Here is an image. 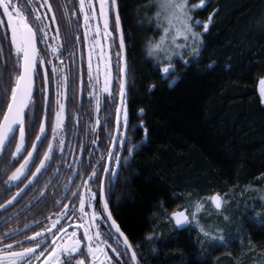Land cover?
Wrapping results in <instances>:
<instances>
[{
  "label": "trees",
  "instance_id": "obj_1",
  "mask_svg": "<svg viewBox=\"0 0 264 264\" xmlns=\"http://www.w3.org/2000/svg\"><path fill=\"white\" fill-rule=\"evenodd\" d=\"M116 1L128 44L129 129L112 191L120 226L143 264H264V202L257 197L264 176V0H205L193 12L201 24L213 17L200 55L184 54L187 65L173 60L167 78L166 63L158 71L146 56L151 36L139 25L152 0ZM2 46L0 73L12 64L8 42ZM16 167L6 148L0 192ZM216 193L225 197L222 209L208 202L201 223L226 240L240 239L210 250L211 239L197 243L194 227L178 229L168 216Z\"/></svg>",
  "mask_w": 264,
  "mask_h": 264
},
{
  "label": "snow or ice",
  "instance_id": "obj_2",
  "mask_svg": "<svg viewBox=\"0 0 264 264\" xmlns=\"http://www.w3.org/2000/svg\"><path fill=\"white\" fill-rule=\"evenodd\" d=\"M78 3V14L77 12H73L71 16H68L66 12L63 14L68 27L62 41L59 27H56L53 36H49L51 27L48 22V13L52 12L49 0H26L24 7L21 6L19 0H0V27L4 29L0 33V53L3 52V43L7 41L11 50L9 58L12 60L11 67L5 63L4 71L0 73V154L7 148L13 160L17 163L20 160L23 161L11 175L7 176L4 183L10 189L13 186L19 188V184L27 181L24 187L19 188V191L7 203L11 205L17 197L25 193V189L31 186L35 191L40 192L43 198V201L38 199L37 203L43 202L47 207L51 199L54 210H50V215L34 221L36 227L26 223L25 229H29L32 234L28 235L25 232L23 240L17 238L18 229H11L0 234V264H140L133 244L112 216L109 199L105 197L104 185L100 180L101 173L113 178L118 177V172L114 171L111 165L115 164L118 168L121 156L112 149L117 144L121 147L125 146V137L129 129L127 94L125 80L122 77L119 78L120 104L115 108V123L112 125L110 120H106L103 125L104 128L111 129L108 132L110 147L107 148L106 155L102 153L96 160L99 168L92 167L91 163L85 166L81 161L80 164L84 171L72 174L80 180V183L76 184L75 181H71L72 187L66 184L65 194L59 199L55 196L46 197L45 192L37 187L52 171L53 163L57 158L56 152L63 153L65 141L61 133L65 129L66 119H71L67 115L65 103L68 99L69 75L64 70L62 59L60 68L52 64V60H46L48 53L60 59L63 51H67V45L87 43V80L91 88L89 95L96 101L95 111L97 113L100 111V94L113 96L111 57L105 53L104 45L101 43L99 23L93 28L91 22L97 20L98 17L101 18L103 39H112V31H109V11L110 8L116 6V0H110V2L99 0L98 11L96 0H78ZM156 7L158 10L155 19L149 22L155 23L162 34L158 41L149 40L146 50L148 57L156 59L158 71L161 70V64L164 61L167 62L162 67L164 78H167L174 71L173 55L179 56L184 64L189 63L183 60L184 53H177L174 49H188L194 59L199 57L202 38L201 34L195 31V26H199L201 22L194 20L193 12L206 7V4L205 0H199L198 4L191 6L190 0H156ZM40 9H45V11L42 13ZM73 17L77 25L74 29L71 27ZM81 17L83 40L77 34ZM212 18L209 16L208 21L203 23L202 27L205 32L208 31ZM50 19L54 23L55 15H52ZM113 30L120 32L118 45L120 51L116 53L119 62L124 59L122 53L125 49V36L121 31L118 13L115 16ZM90 34L91 40L89 39ZM179 40L183 42L178 43ZM50 41H56L55 45ZM41 43L45 44L43 55L38 47ZM97 48H99V57L94 68L92 58ZM68 55L69 59H72L74 52L69 51ZM99 61L103 62L102 69ZM46 64H52L51 72L45 66ZM125 68L126 64L119 68V72L124 73ZM101 74H103L102 87L100 86ZM37 76H41L42 79L43 120H33L28 117V113L33 112L36 107L34 89ZM51 77L56 78L57 84L55 109L51 107L53 101L47 93ZM75 83L76 80L73 78V86ZM81 83H83L82 80ZM258 83L259 96L261 102L264 103V77H261ZM152 87L154 88L155 85ZM74 102L75 95L73 96ZM100 126L101 121L97 118L92 131L95 133L96 128ZM37 127L38 133L35 132ZM49 129L51 141L48 135ZM144 131L147 134L146 128ZM96 142V139L92 140L93 144ZM45 144L47 150L41 152ZM13 146L14 151H11ZM127 151L131 155L133 149L128 148ZM59 158L62 160L63 156ZM105 160L108 166L102 163ZM89 168L91 169L90 174ZM93 184L97 185L95 191ZM43 188L46 191L48 183H43ZM208 200L216 210H221L225 197L216 193L208 197ZM5 207L6 205L0 204V208ZM191 207L193 209L191 212L187 208L172 211L168 219L174 221L178 229L194 227L198 237L197 243L205 237H210L212 240L210 250H212L217 246L230 244L240 239V234L227 240L223 236L217 238L212 235L199 218L204 210V204L196 201ZM104 227L107 231H102ZM68 228L73 230L69 232ZM151 238V236L148 237V239ZM108 250L114 255H109ZM203 258L209 259L210 257L204 256ZM178 264H184L183 259H179Z\"/></svg>",
  "mask_w": 264,
  "mask_h": 264
},
{
  "label": "flooded vegetation",
  "instance_id": "obj_3",
  "mask_svg": "<svg viewBox=\"0 0 264 264\" xmlns=\"http://www.w3.org/2000/svg\"><path fill=\"white\" fill-rule=\"evenodd\" d=\"M110 2V0H109ZM19 3L22 7L25 6L26 0H19ZM49 3L52 5V12L48 13L49 16V24L51 30L49 32V36H53L55 34L56 27L60 28L61 40L63 41V37L66 33V28L68 27L66 23V19L64 17V13L66 12L68 16H71L73 12H77L79 3L78 0H49ZM75 5V7H72ZM67 6V7H65ZM97 11L99 9V0H96ZM117 7V1H116ZM43 13L45 9H40ZM118 12V8H117ZM55 15L56 21L53 23L51 21V16ZM92 27L95 28L96 24L99 23L101 28V43L104 45L105 53L111 57V71H112V93L113 96L109 97L107 94H100V111L97 113L95 111L96 101L95 99L89 95L91 88L88 85L87 80V58H88V44L87 43H75L73 45H67V51H63V55L60 59H56L49 52L45 57L46 60H52V64H55L58 68H60V60L64 61V70L69 75L68 88H67V97L68 99L65 101L67 108V115L71 117V119H66L65 129L61 133L64 137L65 147L63 153L59 151L56 152V159L52 166V171L48 173L46 177H44L43 183H48V188L45 191L43 188V183L37 187L40 188L41 191L45 192L46 197L55 196L57 199L61 198L65 194V185L68 187H72L71 181H75L76 184L80 183V180L73 176L72 174L77 171H84L81 167L80 162H83V165H89L91 163L92 167L99 166L96 164V160L99 159L100 155L104 153L106 155L107 148L110 147L108 141V132L111 130L110 128H104L103 125L106 120H110L112 125L115 123V108L119 105V78H121V73L119 72V68L121 67V61L118 62L116 53L118 51H114V46L118 44V36L117 31H114L115 19H114V11L113 8H110L109 11V31H112V39L105 40L103 39V20L101 18H97V20L92 21ZM121 23V22H120ZM75 17H73V24L71 27L76 28ZM122 28V24H121ZM123 31V29H122ZM81 36V40H83V21L82 17L79 21V32L77 33ZM124 34V32H123ZM74 38V37H73ZM89 39L91 40V34ZM53 45H55L56 41H50ZM38 47L41 49V54H44L45 44H38ZM69 51L74 52V56L72 59H69ZM125 52H126V71L128 67V44L125 40ZM99 57V48L96 49L93 54V67L95 68L98 63ZM101 63V69L103 68V62ZM119 63V66H118ZM52 64H46L45 66L48 68L49 72H51ZM73 78H75L76 83L73 86ZM126 79V77H125ZM81 80L83 83H81ZM41 84L42 79L41 76L36 77L35 81V89H34V97L36 101V107L33 112H30L31 119L33 120H43L44 111H43V100L41 93ZM103 85V74H101V87ZM117 85V87H116ZM126 90V87H125ZM56 91L57 84L56 78L51 77L50 83L48 85L47 93L49 98L53 101L51 107L55 109V99H56ZM127 93V90H126ZM75 95V102L73 103V96ZM114 97V98H113ZM39 113V114H38ZM38 114V117L36 118ZM99 118L101 121V126L96 128V132L92 131V128L95 127V121ZM30 131H32L30 129ZM38 127L35 132L38 133ZM49 140L51 141V132L48 130ZM114 135V132H113ZM96 139V143L93 144L92 140ZM34 140V136H33ZM126 141V138H125ZM126 146V145H125ZM124 146V147H125ZM124 147L116 145L113 151L120 152L124 149ZM30 150V149H29ZM47 150V145L45 144L44 148L41 149V152ZM91 154V155H89ZM63 156L61 160L59 157ZM23 161L20 160L17 163V167ZM107 166V161H103ZM71 166V167H69ZM111 167L114 171H117L119 174L120 166L117 168L115 164H112ZM15 168V169H16ZM59 169V171H57ZM15 171V170H14ZM13 171V172H14ZM34 171V169H33ZM91 169H88L90 174ZM86 178V177H85ZM23 179V178H22ZM117 177H109L103 173L100 174V180L102 181L105 189V197L109 199V208L112 213L113 218L119 224L117 218L114 214V202L112 201L113 196V188L114 182ZM18 183V182H16ZM24 183H27L25 180ZM24 183L19 184V188L24 187ZM19 188L13 186L10 189L6 185L5 191L0 192V204H5L19 191ZM97 185L93 184V190L95 191ZM73 190H75L73 188ZM43 201V198L40 196V192L35 191L31 186L29 189L25 191V193L18 199V201L11 206L9 209L0 211V234L5 231H9L11 229H18L17 238L20 240L24 239V234L27 232L28 235H31L32 232L29 229H25L24 225L27 223L32 227H36L34 221L40 220L43 216L50 215V210L52 209V201L49 199L47 207L44 206L43 202L37 203V200ZM67 203L68 201H64ZM54 211V210H53ZM120 225V224H119ZM121 227V226H120ZM122 229V227H121ZM39 230V229H37ZM73 229L68 228V231L71 232ZM82 231V230H81ZM102 231H107V228H102ZM122 231H124L122 229ZM125 235L126 232L124 231ZM129 238V236H128ZM130 240V238H129ZM132 243V242H131ZM134 250L137 252L138 260L140 264H143L139 253L138 247L134 245ZM109 255H114L110 250Z\"/></svg>",
  "mask_w": 264,
  "mask_h": 264
},
{
  "label": "rangeland",
  "instance_id": "obj_4",
  "mask_svg": "<svg viewBox=\"0 0 264 264\" xmlns=\"http://www.w3.org/2000/svg\"><path fill=\"white\" fill-rule=\"evenodd\" d=\"M157 10L158 9L156 7V0H152L149 3V5L147 6V9L145 10V14L143 16L142 23L139 24L143 28V31H147V30L149 31V34H150L151 37L148 38V41L149 40L158 41L159 38H160V35L162 34L161 31L159 29H157L155 23H150L149 22L150 20H154L155 19V14H156ZM202 25L203 24H200L199 26H195V31H197V32H199L201 34L202 43H203V37L202 36L205 33V31H204ZM177 42L178 43H182L183 41L179 40ZM170 51H173V50L170 49ZM174 51L177 52V53H181L182 52V53L186 54L189 58L193 57L191 54H189L188 49H174ZM146 56H147V50H146ZM148 59H150L155 64L157 63L155 58L148 57ZM161 59H162V57H161ZM176 59L181 60L179 56L173 55V60H176ZM165 63H167V62L164 61L161 65H163V64L165 65ZM259 184H261L263 186V188H262L263 191H262V193L260 192L257 197L261 201L264 202V199H261V197H264V176L260 179ZM210 196H212V195H210ZM210 196H208V197H210ZM208 197L205 200L201 201L204 204V206L209 202ZM192 210L193 209L191 208L189 210V212H191ZM206 230H208L212 235L216 236L217 238H219L221 236V232L218 229H215L212 226L206 227ZM207 238L211 239L210 237H207ZM217 242H219V240H217Z\"/></svg>",
  "mask_w": 264,
  "mask_h": 264
},
{
  "label": "water",
  "instance_id": "obj_5",
  "mask_svg": "<svg viewBox=\"0 0 264 264\" xmlns=\"http://www.w3.org/2000/svg\"><path fill=\"white\" fill-rule=\"evenodd\" d=\"M113 11H114V19H115V16H116V14L118 13V12H117V7H116V6L113 8ZM120 25H121V23H120ZM121 31H122V28H121ZM117 36H118V44H119V36H120V32H119V31H117ZM122 55H123L124 59L121 60V67H124L125 64H126V59H127L125 49H124V52L122 53ZM126 73H127V71H126V68H125V72H124V73H121V77L125 80V87H126V79H125V77H126ZM119 104H120V99H119ZM118 106H119V105H118ZM114 135H115V133H114ZM112 150H114V148H113ZM0 155H1V154H0ZM107 166H108V162H107ZM26 190H27V189H25V191H26ZM23 194H24V193H22L21 196H22ZM21 196H20V197H21ZM20 197H17V199H16L15 201H13L11 205H8V203L6 202V203L4 204V205H6V207H5V208H0V211H4V210L9 209L11 206H13V205L18 201V199H20ZM10 200H11V199H10Z\"/></svg>",
  "mask_w": 264,
  "mask_h": 264
}]
</instances>
